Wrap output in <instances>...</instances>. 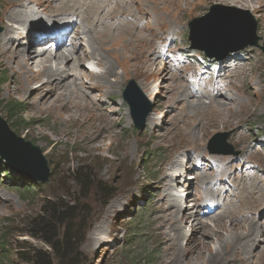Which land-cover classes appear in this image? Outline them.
<instances>
[{
    "label": "rangeland",
    "instance_id": "374dc122",
    "mask_svg": "<svg viewBox=\"0 0 264 264\" xmlns=\"http://www.w3.org/2000/svg\"><path fill=\"white\" fill-rule=\"evenodd\" d=\"M201 1L133 0V5H128V11H142L146 14L144 18L149 19L135 49L129 44L134 35L131 31L136 30L134 26L123 28L130 31V36L123 31L120 39L114 41L113 37H109L107 41L100 31H117L107 27L92 34L87 33L83 24L85 19L80 20L78 16L77 31L80 35L73 39V45L52 51L66 52L69 47L70 50L78 46L80 57L95 53V49L104 56L91 55L94 69L100 77L86 79L87 90L80 81L90 71L86 66H78L72 59L64 72L65 76L74 72L71 79L74 78L76 88L82 93L86 92L82 102H87L91 108L86 111H90L91 116L103 115L105 118L102 127L98 126V134L88 129L90 121L87 117L85 121L71 118L75 113H68L66 101L52 106L50 102L55 97L54 92L51 93L52 97L41 102L40 94L34 93L35 83L26 82L25 90H17L20 88L18 71L15 74L12 72L11 61H0V71L4 73L0 77V99L22 101L26 110L22 116L26 124H20L19 119L6 121L7 114L1 108L0 117L16 136L39 147L48 167L47 181L41 182L40 177L36 176L39 172L30 174L33 161L26 165L25 159L29 155L26 146H22L26 158L21 160L20 165L27 171L16 169L11 161L0 156V245L6 244L8 248V252L2 253L6 261L0 264H26L19 258L20 252L30 258L32 250L46 249L44 243L27 233L30 229L28 221L41 212L43 204L56 201L75 202L79 209L76 214L81 216L79 227L82 235L76 248L82 260L80 264H168L167 259H162L169 256V252L164 226L159 218L171 209L168 207L171 200L160 187L166 175L171 178L169 183L173 184L168 193L181 196L178 200L184 216L191 210V205H186L191 202L189 199L201 207L205 201L213 199L209 201L214 202L212 218L203 217L198 211L199 221H204L202 226L205 222L214 223L228 209L235 213L222 217L227 226L231 223L234 225L233 222L245 226L252 215L257 228L264 226V10L253 12L255 6L245 3L243 7L234 6L230 5L231 0L227 3L223 0ZM51 3L57 6L61 2L51 0ZM64 3L67 10L55 14L48 11V4L38 3V0H0V34L7 24L13 26L16 21L7 20V11L22 16L26 14L24 6H33L27 11L28 17L37 16V24L43 26L54 19L71 17L76 9H72L71 1ZM128 7L123 6V10ZM224 20L238 22L241 31L237 32L235 39L248 45L237 51H229L220 59H207L202 52L199 53L201 56L190 54L191 25L201 37L207 36L206 28ZM254 23L256 28L252 36L248 32ZM16 26L22 36L16 37L14 45L18 40L22 44L30 42L23 38L24 25ZM114 27L120 26L116 24ZM85 36H88V40ZM157 38L168 40L158 47L160 52L163 49L164 55L154 59L151 57L152 41ZM8 41L9 38L0 43L8 46ZM115 42L118 46H115ZM3 48L12 50L10 46L0 45V49ZM122 48L128 49L124 56L126 59L117 55ZM107 60L114 65L113 74L106 73L107 65L104 62ZM122 62L126 65H122ZM150 62H154L167 77H155L145 65ZM35 63L37 61L33 62V68ZM172 74L175 78L170 79ZM226 83L230 88L226 89ZM175 84L181 88L187 86L192 91L193 94L186 98L190 102L205 101L207 104V94L198 98L193 90L214 95L217 84L224 85L220 86L223 95L216 94L213 98L230 102V105H226L228 113L226 109L224 116L212 113L207 116V121L194 122L188 124L190 128H186L185 115L181 116L186 101L171 97L173 92L169 86ZM70 88L75 89V86ZM125 96L130 101H136L140 110L149 109L144 119L141 118L142 112L137 118L134 116ZM238 99L243 103L238 104ZM150 117H153V122L149 121ZM182 132L192 136L191 142L187 139L174 150L171 145L178 144ZM183 154H186V158L185 164L179 168L181 172L178 174L176 167L164 173L165 164L171 158L182 160ZM192 155L194 158L196 155L203 156V159L193 160ZM38 162L36 168H42ZM183 168L187 170L185 173ZM77 171L87 174V187L81 185ZM197 172H202L207 178L199 176ZM241 176L248 181L247 184L241 185ZM185 181L187 185L184 189L187 188V192L183 191ZM192 224V221H188L181 225L180 233L185 238L180 241L183 245L193 233L190 230ZM239 231L245 232V228L241 227ZM252 260L256 261L255 258Z\"/></svg>",
    "mask_w": 264,
    "mask_h": 264
},
{
    "label": "bare ground",
    "instance_id": "6f19581e",
    "mask_svg": "<svg viewBox=\"0 0 264 264\" xmlns=\"http://www.w3.org/2000/svg\"><path fill=\"white\" fill-rule=\"evenodd\" d=\"M58 1L59 0H54V2H58ZM70 1L72 2V9H74V10L76 9V11H74L72 15H71V13H68V15H71V17L66 19V21H68V24H76V28H75L76 36H75V38H77L80 35L79 31H77V29L79 28V24L77 21L78 16H80V20H81V18L85 19V22L83 24H84L85 32H87V33L92 34V33H95L96 31H99L101 29H105L107 27H109L112 31H117V32H111L108 30L100 31V32L104 33L103 39H105L107 41L110 39L109 37H113L114 41L120 39L121 38L120 34L123 31H127L128 35L130 36V31L128 29L123 30V28L128 27V25H131V26H134L136 28V30H135V32L131 31V34L133 33L134 35H133L132 39L130 40L129 44H130L131 48L133 47L135 49V47L137 46L136 42H138V40H140L139 35L142 34V31L144 30L143 28L148 24V21H149V19L147 21L146 18H144V17H146V14L142 11H136V13H131L128 11L129 10L128 5L129 6L133 5L132 4L133 0H65V1L60 0L61 3H60V5H57V6H53V4L51 3V0H38V3L45 2L46 4H48V7H49L48 11L51 10V11H54L55 14H59L62 11L67 10L64 2H70ZM202 1L207 2L208 0H202ZM223 1H226V3L229 2L228 0H223ZM243 3L247 4V6H255L254 9H252L253 12H256L258 9L264 10V0H256V2L255 1L253 2L251 0H231L230 5L243 7L244 6ZM123 6H127L128 9L126 8L127 10L124 11ZM30 8H33V6H28V7L24 6L23 10H24V12L26 11L25 12L26 14H24L22 16H20V15L17 16V13L13 12V11L12 12L11 11L6 12V17L8 18L7 20H9V21H15L16 20V21L14 22L15 24L13 26L7 24L6 28L4 27L5 30L2 31V33L0 34V41L3 39L7 40L9 38V41L6 44H8V46L11 47L9 49H12V50H8L5 48L0 49V61L1 62L4 61L5 63H8L7 61H11L12 64L10 65L11 66L10 68H11L12 72L15 74L16 71H18L17 76H18V80L20 82V88H17V90H20V91L25 90V88H27V85H28L27 83H30V82L35 83L34 93L36 92V94L37 93L40 94L39 99L41 102H42V100H45V99L48 100L50 98V96L52 95L51 93L54 92L55 97L50 102V103H52V106H55V103L62 104L64 101H66L68 103L67 104L68 105V110H67L68 113H70V114L73 112L75 113V114L71 115V118H73V119L81 118V119H83V121H85V119L87 117V119L90 121V123L88 124V127H89L88 129L91 130L90 132H92V133L97 132V134H98L100 132L99 131L100 129H98V126L102 127L101 124L103 123L102 121H104L105 118H103V115L102 116H99V115L91 116L92 114L90 113V111H88V112L86 111L87 109L90 108V105L87 104V102H82V96L84 97L86 92L82 93V90L76 88L74 78L71 79V76L75 74L74 72H69L68 75L66 74L67 76H65L64 72L66 71V68L69 66L68 65L69 62L72 59H73L74 63H76V65H78V66L80 65L81 67H83L84 64L86 63V61L91 60L92 54H95V56H99L100 58H102L104 56L100 55L99 52H96V49H95V53L91 52L92 54H89L87 56L85 55L83 57L81 55V57H80V54L78 53V50H77L78 46L75 48L73 47L70 50L68 48L66 52H64V50H63V52H57V51L53 52L52 48H50V46L46 47L48 45L47 44L48 40L47 41H39V40H37V38L33 37V35H35L36 31L41 30L42 26L37 24V22H36L37 16L35 18H29L28 17L27 11ZM72 9H70V10H72ZM198 10H199V8H198ZM107 18H108V20H106ZM112 18H116V19H112ZM116 24H118V27L119 26L120 27L119 28L114 27V25H116ZM16 25H24L25 32H23V33L25 36H23V38L26 39L27 41H30V42H26L25 44H22L21 41L18 40L17 44L14 45L15 41H17L16 37L19 38L20 36H22V35H20V33L17 32L18 27ZM115 28H117V29H115ZM38 29H40V30H38ZM140 29H142V30H140ZM171 33L174 34V32H171ZM85 37L88 40V36H85ZM167 40H168V38H157V39H154V41H152V47H153V49L151 51V57L152 58L155 59V57H161L160 50H158V47L160 44H162L163 42H165ZM51 42H53V41H50V43ZM64 44H65V42H61L58 45L59 46L58 49L60 47L64 46ZM0 45H1V47H8L6 45H3L2 43H0ZM34 45H35V47H34ZM71 45H73V41L71 42ZM116 45L118 46L117 42H115V46ZM30 46H33L32 47L33 49ZM20 47L22 49H20ZM80 49H81V45H80ZM125 49L122 48V50L120 52H117V55L119 57L122 56L124 59H126V57H124V56H126V52L128 51V49H126V50ZM19 50H23V51H19ZM55 50H56V48H55ZM34 61H37V63H35V68H33V62ZM159 62H161V61H159ZM104 63H106V65H107L106 73L113 74L114 73V65L111 62H109L108 60ZM121 64L124 65L125 63L122 62ZM89 65H90V67H92V69L95 68L93 66L94 65L93 62L90 63ZM145 65L147 66L148 69L151 70V72L155 75V77H159L161 79H163L164 77H167V76L163 75V73L161 72V69L157 65H155L154 62H150V63H147ZM72 69H73V71H75V69H78V68L75 67V69H74L72 67ZM42 75L44 76L45 80H43ZM97 75H98V73L95 71V69H94V71L90 70L87 73V75H85V78H82L80 80L83 84V87L84 88L86 87V84H85L86 79H88L89 77L90 78L91 77H94V78L100 77L99 76L100 74L98 76ZM169 78L173 79V78H175V76L172 74ZM72 85L75 86V89L70 88ZM217 85H218V89H215V93L217 95H219V94L221 95L222 93L220 90V86L223 87L224 85H219V84H217ZM225 85H226L225 86L226 89L228 87L230 88V86H228L229 85L228 83H226ZM87 87H86V90H87ZM169 87L171 88V90L173 92V95L171 96L173 99H181L182 98L186 101L184 106H182L183 108H182V112H181L182 113L181 116L184 117V115H185V118H186V120L184 118L185 123H186V126H185L186 128H190V126L188 124L191 125L194 122L200 123V122L207 121L208 120L207 116H210V114H212V113H214L215 116H218V115L224 116V115H226L225 109H226V112L229 111L227 106L230 105V102L227 103V102L221 101L218 98H213V97H215L216 94L211 95L206 91H200V90L195 91L192 89L194 92H196L198 98H201L205 94H207L206 95L207 99H209L208 104L205 101H197V102L193 103V102H190L189 100L186 99L187 96L193 94L192 91H190V89L187 86H185L184 88H181L180 85L175 84V85H170ZM66 90L68 91L67 93H65ZM34 98H36V97H34ZM233 101H234V99H233ZM238 102H239L238 104L243 103L239 99H238ZM184 107H186V108H184ZM86 112H87V114H86ZM95 121H97V124L95 123ZM149 121L153 122L154 121L153 117H150ZM96 135H94V136H96ZM187 139L191 142L190 139H192V136L190 134L182 132L179 135L178 142H177L178 144L177 145L172 144L171 147L174 150H176L181 145V143ZM200 140H202L201 136H200ZM168 141H169V139H168ZM93 147L96 148L97 147L96 144H94ZM100 147H101V145H100ZM185 158H186V154H183L182 160L181 159L176 160V158H171L170 161H168V163L165 164V167H163V171L165 170L164 173H166V171L170 168H176L177 167L178 168L177 173L179 174L181 172V170H179V168L183 164H185L184 163ZM192 158H194L193 155H192ZM196 159L202 160L203 156L199 157L196 155V158H194L193 160H196ZM202 162H204V161H202ZM192 163H194V161ZM192 166H194V164H192ZM183 169H185V168H183ZM183 169H182V171H183ZM202 172H197V173L199 174V176H201V177L203 176V178H207L205 175H202ZM177 173L175 172V175H177ZM240 178L242 179L241 185L247 184L248 181L247 182L244 181L245 179L242 176ZM170 179H169L168 175H166L163 178V180H161V182L157 181L158 183L160 182V185H161L160 187H162L164 195L168 194L169 199L171 200V203L168 206L169 208H171L169 210V212L161 214L160 217L157 215L159 218H161V220H160L161 224H163V226H164V230L166 233V234L164 233L165 234L166 249L169 252L168 253L169 256L163 257L162 258L163 260L167 259L168 264H264V226L259 225V227L257 228L254 224V222H255L254 218L255 217L253 215H252V219L248 218L245 226L240 225V224H236L234 222H233L234 225H231L232 224L231 223L227 226L224 223V221L222 220V217L227 215V214L232 216L235 213L234 210L228 209V210H225L221 214L222 217H219L217 219V221L214 220V223L210 224L208 222H205L204 226H202L204 221H202V222L199 221L198 216L200 217V215L198 214V211L200 213L206 212V213H203V215H202L203 217L205 215V216L212 218V215H211V214H213L212 210L210 208H208L209 210H207V208L203 209V207H201L200 205L197 206L198 203H194V202H192V199H189V201H191V202L189 203V205L188 204H186V205L187 206L191 205V207H190L191 210L188 211V213H189L188 215L184 216L183 215L184 213H182V210L180 208V202L178 200L181 196H178L179 194L177 195L176 193H170V194L168 193L169 187L173 186V184L169 183ZM250 181H253V180H250ZM256 183H258V182H256ZM233 184H234V182H233ZM263 184H264V180H263ZM185 185H187L186 181L184 182L183 191L187 192V188L184 189ZM253 186H255V185H253ZM255 188H256V186H255ZM166 189H167V191H166ZM211 192H208V193L211 194ZM251 194H253V193H251ZM235 196H237V194ZM229 199L231 201H233L232 198H229ZM237 199H239V198H237ZM209 201H213V199H209ZM261 203H262L261 206H263V202H261ZM261 206H259V207H261ZM223 209H225V208H223ZM246 215H247V213H246ZM188 221H192L194 223V224H192V229H190L193 233L191 234V237L188 239L187 243H185L183 245V244H181L180 241H181V239H185V238L180 233V228H181L182 224H184ZM241 227L245 228V232L240 233L239 230ZM223 232H226L227 235L226 234L224 235ZM255 232L258 234H255ZM255 241L257 242L256 244H255ZM196 245L198 247H196ZM253 258H255L256 261H253L252 260ZM183 259H184V261H183Z\"/></svg>",
    "mask_w": 264,
    "mask_h": 264
},
{
    "label": "trees",
    "instance_id": "16d2710c",
    "mask_svg": "<svg viewBox=\"0 0 264 264\" xmlns=\"http://www.w3.org/2000/svg\"><path fill=\"white\" fill-rule=\"evenodd\" d=\"M3 74V71H0V77ZM23 105V102L19 100L0 99V108L7 114L8 122L19 119L20 124H26V119L22 116L26 111ZM76 173L81 185L87 187V174L78 171ZM78 210L75 202L56 201L43 204L41 212L28 221L30 229L27 233L44 243L46 249L32 250L30 258L19 251V258L26 264H80L82 260L76 248L79 237L82 235L79 227L81 216L76 214ZM2 243H4L3 239ZM5 252H8L7 245L1 244L0 262L2 263L6 261L5 256L2 255Z\"/></svg>",
    "mask_w": 264,
    "mask_h": 264
},
{
    "label": "water",
    "instance_id": "95a60500",
    "mask_svg": "<svg viewBox=\"0 0 264 264\" xmlns=\"http://www.w3.org/2000/svg\"><path fill=\"white\" fill-rule=\"evenodd\" d=\"M238 22H233L231 20H224L219 24H215L207 29V36H198L195 32L194 27L191 25V31L189 39L191 41V47L201 50L204 52L205 56L208 58L216 57L218 59L224 57L229 51H237L243 49L246 44L245 42L238 41L235 39L237 37V32L240 30ZM256 24L251 26L248 34L254 35ZM241 31V30H240ZM239 31V32H240ZM249 43V44H254ZM129 84H133L130 82ZM127 91H125V95ZM125 101L128 103L130 110L137 118L142 112V119L147 115L149 109L140 110L138 103L136 101H130L125 96ZM140 111V112H139ZM215 142V141H214ZM22 146H26L29 151L28 157H24L25 149ZM0 156L13 163V167L19 170H25L21 165V160L25 159L26 165L30 164V174L43 173L36 176L40 177L41 182H46L48 177V167L46 166L45 158L41 154V150L35 144L29 141H25L22 137L16 136L11 130H9L5 120L0 117ZM38 160L40 162H38ZM42 168H36V164ZM25 166V165H24ZM41 169V170H40Z\"/></svg>",
    "mask_w": 264,
    "mask_h": 264
}]
</instances>
